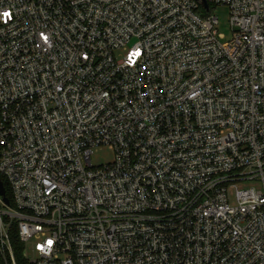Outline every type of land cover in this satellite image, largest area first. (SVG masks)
<instances>
[{
    "label": "built area",
    "instance_id": "2783aa9c",
    "mask_svg": "<svg viewBox=\"0 0 264 264\" xmlns=\"http://www.w3.org/2000/svg\"><path fill=\"white\" fill-rule=\"evenodd\" d=\"M207 1L0 0L5 264H264V0Z\"/></svg>",
    "mask_w": 264,
    "mask_h": 264
},
{
    "label": "rangeland",
    "instance_id": "374dc122",
    "mask_svg": "<svg viewBox=\"0 0 264 264\" xmlns=\"http://www.w3.org/2000/svg\"><path fill=\"white\" fill-rule=\"evenodd\" d=\"M205 14V12H202ZM211 14L214 17L219 19V25L216 26V30L218 33L224 35L225 39L222 40V43H227L232 39V28L230 25V13L229 9L226 7H217L211 11ZM114 159V153L110 149L106 147L99 148L93 154L92 163L94 166H101L112 162ZM240 189H249L255 187L260 189V184L256 181H247L238 183ZM0 264H5L2 260H0Z\"/></svg>",
    "mask_w": 264,
    "mask_h": 264
},
{
    "label": "trees",
    "instance_id": "16d2710c",
    "mask_svg": "<svg viewBox=\"0 0 264 264\" xmlns=\"http://www.w3.org/2000/svg\"><path fill=\"white\" fill-rule=\"evenodd\" d=\"M4 183H5V187L7 189V195L11 199L9 188H8L5 181H4ZM10 237H11V242L13 245V249H14V253H15L17 263L18 264H26V260L23 257L24 245L20 242L18 230L16 228L12 229V231L10 232Z\"/></svg>",
    "mask_w": 264,
    "mask_h": 264
},
{
    "label": "water",
    "instance_id": "95a60500",
    "mask_svg": "<svg viewBox=\"0 0 264 264\" xmlns=\"http://www.w3.org/2000/svg\"><path fill=\"white\" fill-rule=\"evenodd\" d=\"M197 1L203 6L204 9L209 10V4L207 0H197ZM0 194L4 196L5 202L9 205L10 200L6 195V189L1 178H0Z\"/></svg>",
    "mask_w": 264,
    "mask_h": 264
},
{
    "label": "snow or ice",
    "instance_id": "6c2138e0",
    "mask_svg": "<svg viewBox=\"0 0 264 264\" xmlns=\"http://www.w3.org/2000/svg\"><path fill=\"white\" fill-rule=\"evenodd\" d=\"M5 15H8L7 13H5Z\"/></svg>",
    "mask_w": 264,
    "mask_h": 264
}]
</instances>
